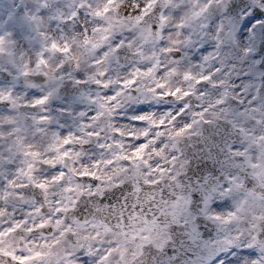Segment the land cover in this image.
Returning a JSON list of instances; mask_svg holds the SVG:
<instances>
[{
    "label": "snow or ice",
    "instance_id": "obj_1",
    "mask_svg": "<svg viewBox=\"0 0 264 264\" xmlns=\"http://www.w3.org/2000/svg\"><path fill=\"white\" fill-rule=\"evenodd\" d=\"M0 264H264V0H0Z\"/></svg>",
    "mask_w": 264,
    "mask_h": 264
}]
</instances>
